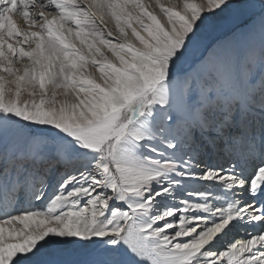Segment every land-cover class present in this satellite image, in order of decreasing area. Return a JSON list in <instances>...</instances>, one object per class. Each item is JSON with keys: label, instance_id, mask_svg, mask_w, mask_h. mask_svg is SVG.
<instances>
[{"label": "bare ground", "instance_id": "1", "mask_svg": "<svg viewBox=\"0 0 264 264\" xmlns=\"http://www.w3.org/2000/svg\"><path fill=\"white\" fill-rule=\"evenodd\" d=\"M238 1L244 4L250 2V0ZM60 2L64 0H0V24L13 28L15 32V36L9 39L1 38L7 44L9 51L0 52V73L4 74V78L6 77V80L2 78L3 80L0 81V171L14 153L32 155L33 158L38 156V160L32 162L33 170L29 178L26 172L18 178L19 169L17 177L11 176L13 172L9 175L7 168L4 169L2 182L9 192L17 193L18 199L12 203L8 201L0 203V218H3L2 214L5 216L12 213L23 214L0 222V230L5 224L9 228L14 223L38 227L40 223H45V217H50L54 231L49 233L50 228L44 234L31 235L22 245L9 246L5 251L1 247V264H70L72 257L90 250L96 242L105 240L108 232L117 234L122 231L126 218L122 217L120 220V215L110 214V204L114 198L104 196L103 179L96 177L97 171H87L86 163L78 160L86 158L92 152L103 150L111 141H116L112 157L117 161L119 170L126 175L133 173L135 177L127 180L125 184H120L117 176L110 172L109 160L101 170L109 177L108 185L115 193L114 197L119 200L118 205L125 207L131 216V223L122 240L121 258L117 259V263L111 264H264V181L261 183L262 186H258V182L264 180V79L262 77L264 60L260 56L250 60L253 76L258 82V91L255 94L250 91L247 96L242 95L232 82L233 77L230 73L223 80H217L213 84L214 87L222 84L221 91L224 97L219 99L215 88L211 84L207 86L202 82V68H207L205 57L208 52H201L198 61L190 66L189 72L181 75L185 76L183 88L179 89L182 117H177L180 111L178 107L170 108L156 98L148 113L134 109L131 119L123 123L122 102L119 101L118 104H113L112 101L105 102L101 93V96L92 101L94 108L87 109L88 112L80 115V122H76L96 120L97 116L100 119L82 128L54 133L65 139L62 145L63 151L57 154L54 149L44 148L43 135H34L32 130L24 128L22 119H19L16 103L21 102L19 96H16L15 103L10 106L6 86L7 83L12 85L19 77L20 68L10 69L4 63L8 61L9 64H13L12 57L17 54V47L22 46V41L29 42L32 39L34 41L36 38L35 42H43L45 35L57 33L54 27L60 24L57 22L60 19L52 11L61 6ZM71 6L76 9L77 4ZM139 11L141 13V9ZM122 14L125 15V12L123 11ZM238 14L239 19L246 18L245 15L242 16L243 10ZM100 18L103 20L101 25L106 32L102 35L105 41L112 38V29L117 31L120 24L117 19L110 20L104 12L100 13ZM154 18L168 28L161 18L155 15ZM118 19L126 28L123 33H116L119 36L118 40L127 39L130 31L131 34L134 32L127 26L130 22L129 18ZM62 20L66 22L69 19L65 17ZM132 20L130 23L134 25ZM88 21L90 23L86 21L84 24L92 25L93 28L100 27L96 22L94 24L92 20L88 19ZM41 22L46 25L44 30L38 27ZM245 30L250 32L249 36L253 40H259L262 34L264 38V5L261 6L252 24L240 28L238 33ZM166 32L172 43L178 42L175 33L173 34L171 30ZM130 36L135 38L134 33ZM246 38L248 40V37ZM233 41L238 44L236 38ZM126 45L136 54L137 59H135L138 60L141 68L136 69L135 75L118 73L120 82L114 90L123 98L139 89L136 74L150 73L152 65L156 64L153 60L158 57L137 48L131 42H127ZM110 51L109 54L113 55ZM68 54L71 55L66 52L63 57H69ZM142 67H146L147 70ZM97 70L90 68L83 71L84 75L77 74L76 77L69 71L66 77L72 85L76 79L85 84L88 81L86 74L93 73L94 78L105 85L106 75ZM79 71L83 73L82 69ZM181 76H177V80L181 79ZM43 77L41 78L43 85L49 88V81ZM167 80L169 79L165 81ZM159 85L155 88V96L159 94ZM75 87L72 88L73 96L81 97L85 94L83 88ZM59 97L62 103L68 100L64 94H60ZM161 114L173 124L179 119L185 120L184 126L179 127L180 141L176 139L172 130L164 134L169 148L183 153V157L177 156L183 160L182 171H169L159 165L158 161L165 156L164 151L160 150L157 157L153 156L157 159L154 164H141L130 153V144L134 136L139 143L141 132L145 133L143 124H147V120L157 121L156 117ZM128 131L129 134L126 135ZM71 145L75 146L74 149ZM110 151L111 149L108 150L109 153ZM66 158L67 161L63 163ZM54 160L58 162L50 168ZM77 162L79 163L75 168L74 165L71 167L73 171L70 170L71 164ZM48 175H51L49 180L46 178ZM55 175L57 178L53 181ZM142 176H147L160 184L145 193L137 186V181ZM88 177H95L93 180L98 182L94 190L86 180ZM159 178L161 182L157 181ZM72 179L74 181L67 188V184ZM36 186H38L37 191H40L42 186L41 203L36 204L37 206L46 203L54 191L65 190L68 196L72 195V197L69 199L67 196L65 200L58 199L57 204L44 211L41 219L39 217L37 219L35 215L27 213L30 210V202L34 201L32 197ZM20 190L21 193L18 195ZM76 193L79 194L76 196ZM86 193L89 195L87 196ZM194 197L200 198L196 206L192 205ZM80 203L84 207H81ZM107 217L113 222L120 220L119 227L113 229L109 225L103 227ZM5 256L10 257V260L6 261Z\"/></svg>", "mask_w": 264, "mask_h": 264}, {"label": "rangeland", "instance_id": "2", "mask_svg": "<svg viewBox=\"0 0 264 264\" xmlns=\"http://www.w3.org/2000/svg\"><path fill=\"white\" fill-rule=\"evenodd\" d=\"M68 2L69 0L60 2L61 6L59 5L57 7L58 9L52 11L60 19V21H57L60 23L57 24L58 27H54L57 32L55 35H45L43 42H35L36 38H34V41L32 39L29 42L20 39L22 46L17 47V54H14L12 57L13 64H9L8 61L4 63L10 69L20 68L19 77L12 85L7 83L6 95L9 99L8 102L12 106L15 103L16 96L20 97L21 102H16L19 119H22L25 129L32 130L34 135L41 134L44 136L42 138L45 149H54L58 154L61 150L63 151L62 145L65 139L60 135L54 134L55 132L82 128L100 119L97 116L96 120L91 119L86 122L83 121V123H78L81 119L80 115L88 112L86 111L87 109L94 108L92 101L101 95H103L105 102L112 101L113 104H118L117 102L119 101L122 102L123 106L121 111L123 113V123L131 119L134 109L148 113L149 108L156 98L170 108L171 106L178 107L180 111L177 117H182L183 113L179 100L181 98L179 89L183 88L185 76L181 75L189 72L192 63L198 61L200 53L206 51V49H209L207 51L208 55L205 57L207 68H202L201 79L204 85L205 83L207 86L211 84L215 88L219 99H223L224 97L221 91L222 84L217 87H214L213 84L217 80H223L230 73L233 77L232 82L235 83L242 95L247 96L250 91L253 94L258 91V82L253 76V68L250 66L252 61L250 60L257 56H260L264 60L263 34L262 36L260 35L259 40H253L249 36V31L245 30L240 33L238 31L240 28L252 24L253 20L257 18L261 6L264 5V0H250L248 4H244L238 0H70L71 5L77 4L76 9H73ZM138 9H141V13ZM121 10L125 12V15L122 14L123 11ZM241 10H243L242 16H246L244 19L238 18V13ZM6 12L5 10L4 13ZM102 12L110 20L115 21L117 19L120 24H118L117 31L112 29V38L106 39L105 41L103 40L105 37L103 38L102 35H105L106 32L105 28L101 25L102 19L105 17L100 18V13ZM154 15L161 18L168 28L162 26L159 20L154 18ZM65 17L69 19L66 22L62 20ZM125 17L129 18L130 22L133 19L134 25L128 22L127 26L134 31L135 38L130 36L133 34L130 31L127 39L123 40V38H120L118 40L119 36L116 33H123L126 30L118 18L123 19ZM88 19L92 20L93 23L96 22V25L98 24L100 27L93 28L92 25H85L84 23L86 21L90 23ZM41 23L38 24V27L40 30H44L46 25L45 23ZM164 28L171 30V32L174 30L172 33H175V38L178 42L175 41L172 43ZM14 34L13 28L3 25L0 26V52L4 53L9 51L2 37L9 39V37L15 36ZM246 37H248V40ZM234 38L238 40V44L233 41ZM126 41L158 57L153 60L156 64L152 65L150 73L136 74V82L139 83V89L134 90L125 99L119 96L114 90L120 82L118 73H126L129 75L133 73L135 75L134 72L136 69L141 68L138 60H136V54L127 47ZM50 47H52L51 50ZM109 50H111L110 52L113 55L109 54ZM37 52H39V55H37ZM66 52L71 53V55L68 54L69 57L64 58L63 56ZM116 60H119V62ZM122 62H126V64ZM93 67L95 70L98 69L97 72L99 71L106 75L107 83L105 85H102L95 79L93 73L86 74L88 81L85 84L84 82H80L79 79H76L74 85H72V82L67 80V72L70 71L76 77L77 74L84 75L85 73L83 71L90 70V68L94 69ZM81 69L83 73L79 71ZM142 69L147 70L146 67H142ZM3 76L4 74L2 75L0 73V81L2 78L6 80V77L4 78ZM177 76H181V79L177 80ZM42 77L49 81V88L43 85ZM108 77L110 78L109 80ZM262 77L264 79V70ZM166 79L169 80L165 81ZM158 84H160L159 94L155 96V88ZM73 86L74 88H76L75 86L77 88H83L85 93L83 95L85 97L83 95L81 96L82 98L78 95L73 96ZM206 88L209 89V87ZM60 94H64L66 97L68 95L73 97H67L68 100L62 103L59 100ZM204 100L207 101L206 99ZM156 119L157 121L155 122L147 120V124H143L145 133L141 132L139 143L136 142L137 137L134 136L130 144V153L141 164H154V161L157 159L153 156L157 157L160 150L164 151L165 156L158 161L159 165L169 171H182L183 160H180L177 156L183 157V153L169 148L164 134L172 130L176 139L180 141L178 138L179 127L184 126L185 120L179 119L177 123L173 124L163 114L156 117ZM175 119L177 120V118ZM128 134L129 131L126 135ZM109 145L105 146L103 150L92 152L86 158H79L78 160L86 163L87 171H97L96 177L103 179L104 196L110 199L114 198L110 204V214L115 213L120 215V220L122 217H125L126 222L120 233L108 232L105 240L96 242L90 250L72 257L70 264H111L112 262L117 263V259L121 258L123 249L122 240L131 223V216L125 207L118 205L119 200L114 197L115 193L112 191L111 186L109 187L108 185L110 183L109 177L101 172V170L105 162L109 160L110 172L114 176H117L120 184H125L127 180L135 177L133 173L129 174L131 177L119 170L117 161L112 157V151L116 146V141H111ZM71 146L74 149L75 146ZM109 149H111L110 153L108 152ZM57 162V160H54L49 167L51 168ZM78 163H72L70 170L73 171L71 167L74 165L75 168ZM2 175L3 172L0 171V203L3 201L12 203L15 199H18L17 193L9 192V189L7 190L6 185L2 182ZM50 176L48 175L46 177L47 180L50 179ZM56 178L57 175H55L53 181ZM93 179L95 177H88L86 180L94 190L98 182ZM73 181L74 179L67 184V188ZM157 181L161 182V178ZM263 181L260 180L258 186ZM137 182V186L143 189L145 193L147 190L155 188L160 184L154 180H150L147 176H142ZM37 187H34L35 194L32 197L34 201L30 202V210L27 212L35 215L37 219L38 217L41 219L40 217L44 214L43 212L51 209L59 200L67 199L68 193L65 190L54 191L48 197L46 203L44 202L40 206H37L36 204L41 203L40 191L42 186L40 187V191H37ZM116 192L118 193V189H116ZM20 193L21 190L18 195ZM78 194L76 193L75 195L77 196ZM86 194L87 196L89 195V193ZM71 197L72 195L68 196L69 199ZM199 200V197H194L192 205L196 206ZM80 206L84 207L81 203ZM21 214L23 213H12L9 216L2 214L3 218H0V222L7 221ZM106 220L103 227L109 225L111 229L119 227L121 223L120 220L113 222L109 217ZM116 224L117 226H115ZM6 225L0 230V248L2 247L4 249L3 251L8 250L9 246H20L25 242V239H30L29 236H37L40 233L44 234L47 229L49 230L51 228L49 233L54 232L50 217H45V223H40L38 227L37 225L23 223H14L9 228ZM102 231L106 230L102 229ZM9 258L5 256L4 259L9 261Z\"/></svg>", "mask_w": 264, "mask_h": 264}, {"label": "water", "instance_id": "3", "mask_svg": "<svg viewBox=\"0 0 264 264\" xmlns=\"http://www.w3.org/2000/svg\"><path fill=\"white\" fill-rule=\"evenodd\" d=\"M209 51V49H206V52Z\"/></svg>", "mask_w": 264, "mask_h": 264}]
</instances>
